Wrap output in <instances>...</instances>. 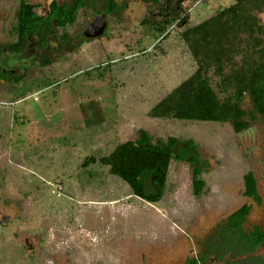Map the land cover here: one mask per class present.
<instances>
[{
    "label": "rangeland",
    "instance_id": "rangeland-1",
    "mask_svg": "<svg viewBox=\"0 0 264 264\" xmlns=\"http://www.w3.org/2000/svg\"><path fill=\"white\" fill-rule=\"evenodd\" d=\"M19 1L0 0V45L14 40ZM27 1L45 14L51 0ZM105 1L94 0L95 7L81 9L57 34L78 35L103 13ZM115 1L122 7L105 16L101 38L83 36L72 50H50L42 62L32 58L3 73L0 264H186L220 221L251 204L242 196L247 172L254 174L262 202L252 205L244 228L264 224L263 117L256 114L237 133L229 123L149 115L197 69L182 34L236 0H181V9L165 24H157L165 0ZM251 13L264 25V10ZM232 36L224 72L243 55L245 33ZM205 76L222 99L220 76L212 68ZM242 108L251 110L248 97ZM139 130L153 144L168 136L196 143L206 163L198 197L192 193L191 165L184 162L171 161L166 191L156 204L134 197L108 167L89 163L136 139ZM255 254L264 257V248Z\"/></svg>",
    "mask_w": 264,
    "mask_h": 264
},
{
    "label": "trees",
    "instance_id": "trees-1",
    "mask_svg": "<svg viewBox=\"0 0 264 264\" xmlns=\"http://www.w3.org/2000/svg\"><path fill=\"white\" fill-rule=\"evenodd\" d=\"M93 1L70 0L60 3L51 0L46 13L39 14L34 5L27 0H20L15 13V34L18 41L10 48H22L26 39L33 36H37L40 43H46L47 34L52 28L62 29L71 25L80 9L95 7ZM142 1L158 3L159 0ZM121 7L115 0H106L102 9L106 15H113ZM252 10H264V0H236L234 5L182 34L191 44L197 69L150 110L151 117L226 122L231 124L235 132L249 128L255 121L256 114L264 118V25L251 13ZM149 22L148 19L143 21L144 24ZM235 31L246 35L243 55L239 64L224 72V64L229 60V50L233 47L232 34ZM236 49L237 47L233 50ZM210 68L221 78L220 85L225 93L222 99L218 98L205 76ZM246 97L251 104L250 111L242 108ZM182 144L185 146L182 147ZM194 148L195 144L191 140L179 142L175 138H168L165 143L153 144L148 134L140 130L137 139L118 144L107 156L99 159L90 157L88 160L89 163L98 162L108 167L109 174L125 183L134 197L147 203H156L166 186L170 161L174 158L187 160ZM175 154L177 156H174ZM195 155L187 161L194 162ZM88 160L83 165H86ZM199 172L198 167H195V191H198L202 184L197 179ZM243 180L244 195L252 197L256 204H260L252 173L245 174ZM249 210L250 207L246 205L236 210L229 216L223 230L220 229V233H217V236L222 238H219L220 243H227L233 257L252 253L257 246L264 245L263 229L254 228L253 231L244 232L240 227ZM206 256L204 255L202 260Z\"/></svg>",
    "mask_w": 264,
    "mask_h": 264
},
{
    "label": "flooded vegetation",
    "instance_id": "flooded-vegetation-1",
    "mask_svg": "<svg viewBox=\"0 0 264 264\" xmlns=\"http://www.w3.org/2000/svg\"><path fill=\"white\" fill-rule=\"evenodd\" d=\"M61 3H65V2H61ZM180 4H181V0H172V1L165 0L164 6L159 8V11L157 13V16H158L157 24H165L171 18H174L176 16L177 12L181 9ZM79 11H78V13H79ZM101 14L104 15V20H105L106 26H107V21H106V18H105L106 14L104 12L100 13V15ZM180 19H182V18H180ZM75 20H76V18H75ZM75 20H74V22H75ZM175 21L179 22L180 20L176 19ZM86 27H85V29H86ZM62 29H64V28H62ZM58 30H61V29L55 27V28H52L49 31V33L47 34V38H46L47 42L46 43H40L39 38L37 36H33V37H28L26 39V41H25L24 45L22 46V48L11 49L10 46H12L13 44L17 43V41H18L17 40V35L15 34L13 42L7 43V44H4V45H0V83L6 82V80L4 79L3 75L4 74H8V72L13 73L14 70H12L13 69L12 67L17 66V64L22 63L24 61H29L32 58L36 59V61H38V62H42L44 55H48L50 50H51L50 53H56V54L59 53L61 50H63L64 46L68 47V49L71 46L70 50H72V47H75L76 46L75 44L80 42V39L81 40H85V38L82 35L84 30L82 32H80L78 35L73 36V37H71V35H69L68 33L57 34ZM105 34H106V32L103 33L98 38H101ZM64 35L66 36V38H63ZM48 57H50V56H48ZM47 66H49V64H47ZM152 118L155 119V117H152ZM173 119H175V118H173ZM176 120H178V119H176ZM181 121H184V120H181ZM194 122H202V121H194ZM139 131H138V133H139ZM148 136H149V134H148ZM168 138H175V139L179 140V142L186 141V140H181V139L176 138V137L168 136V137H166V139L164 141H161V142L165 143ZM133 140H135V139H133ZM193 143L195 144V148H194L195 150H192L193 152H192V154H190L189 157H187V160H188V158H192L196 154L195 155L196 159H195L194 162L191 163V162H189L187 160H180V159H177V158H174L171 161L184 162L186 164L191 165V187H192V193H193V195L195 197H198L202 193V190H203L204 185H205L204 180L202 179L201 175H202V172H203V170H204V168L206 166V163H204L203 161L202 162L200 161V154H199L198 146L196 145L195 142H193ZM181 146L183 147L185 145L182 144ZM174 156H177V154H175ZM171 161H170V163H171ZM170 163H169V166H170ZM169 166H168V169H169ZM195 167H198V169L200 170L197 179L200 182H202L201 187H200V189L198 191H195V186H194V182H193V170H194ZM247 173H252V172H247ZM247 173H245V174H247ZM244 175L242 176V184H243V186H244V180H243ZM252 175L254 177L253 173H252ZM167 176H168V171H167ZM254 179H255V177H254ZM255 183H256V179H255ZM166 185H167V177H166ZM256 188H257V191H258L257 183H256ZM165 191H166V186L164 188V191H163V194H162L160 200L162 199ZM196 192H198V193H196ZM243 192H244V189L242 190V196L246 200L251 201V204L250 203L249 204L244 203V204H242L240 207H238L236 209V210H238L239 208H241L244 205L250 207L249 213L246 215L245 219L243 220V222H242V224L240 226L241 229L244 232L253 231L254 228H259V229H263L264 230V224L263 225H254L249 230H246L244 228V224H245L247 218L249 217V215L251 213L252 205L259 206L261 204L262 200H261V196H260L259 192H258V194H259V197H260V204H256L252 197L245 196ZM160 200L158 202H156V203H159ZM156 203H149V204H156ZM236 210H234L233 212L228 214L222 221H220L212 229V231H210V233L204 239H202L198 243L199 249H198V252H197L196 256L193 257V258L187 259L186 260V264H194V260L196 261L195 264H208L210 261H214V262H216L218 264H264V257L262 255H256L255 254L258 249L264 248V245L257 246L252 253H249V254H246V255L245 254H240V255H237V256L233 257L231 255V253H230V250H229L230 248L227 247V243L224 242V241H222V243H220V239L219 238H221V237L217 236V233H220V229H221V231L223 230V226L225 225V223H227V220H228L229 216L232 213H234ZM227 241H229V240H227ZM233 247H235V245ZM204 255H207V256H206V258L204 260H202ZM252 258H255V259H252Z\"/></svg>",
    "mask_w": 264,
    "mask_h": 264
},
{
    "label": "water",
    "instance_id": "water-1",
    "mask_svg": "<svg viewBox=\"0 0 264 264\" xmlns=\"http://www.w3.org/2000/svg\"><path fill=\"white\" fill-rule=\"evenodd\" d=\"M105 29L106 22L104 20V15L101 14L96 16L92 22L88 24L82 35L85 38H98L104 33Z\"/></svg>",
    "mask_w": 264,
    "mask_h": 264
}]
</instances>
